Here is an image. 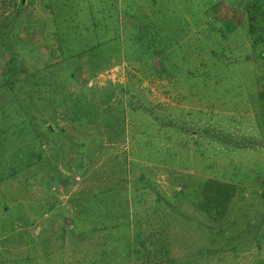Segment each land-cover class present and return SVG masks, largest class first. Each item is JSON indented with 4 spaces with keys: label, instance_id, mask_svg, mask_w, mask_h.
Instances as JSON below:
<instances>
[{
    "label": "rangeland",
    "instance_id": "374dc122",
    "mask_svg": "<svg viewBox=\"0 0 264 264\" xmlns=\"http://www.w3.org/2000/svg\"><path fill=\"white\" fill-rule=\"evenodd\" d=\"M0 264H264V0H0Z\"/></svg>",
    "mask_w": 264,
    "mask_h": 264
},
{
    "label": "trees",
    "instance_id": "16d2710c",
    "mask_svg": "<svg viewBox=\"0 0 264 264\" xmlns=\"http://www.w3.org/2000/svg\"><path fill=\"white\" fill-rule=\"evenodd\" d=\"M13 84L11 83L9 86H12ZM31 245V244H30Z\"/></svg>",
    "mask_w": 264,
    "mask_h": 264
}]
</instances>
